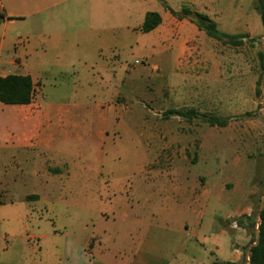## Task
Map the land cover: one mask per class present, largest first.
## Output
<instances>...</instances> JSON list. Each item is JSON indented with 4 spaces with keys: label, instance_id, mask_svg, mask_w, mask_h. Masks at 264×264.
Here are the masks:
<instances>
[{
    "label": "rangeland",
    "instance_id": "374dc122",
    "mask_svg": "<svg viewBox=\"0 0 264 264\" xmlns=\"http://www.w3.org/2000/svg\"><path fill=\"white\" fill-rule=\"evenodd\" d=\"M4 2L13 5V0ZM21 3L15 7L23 9L20 14L35 15L32 17L33 27L17 22L12 36L15 40L26 38L31 29H36L39 34L35 45L39 60L45 65L39 86L40 105L72 113L65 126L77 125L79 137L62 147L64 153L57 150L51 154L57 163L59 154L66 157L72 174L68 180L52 182V193L41 205L42 220L34 213V220L24 225L20 221L0 223V237L10 233L52 236V230L56 228L60 230L56 239H48L41 245L42 252L37 251L31 256L28 247H37V242L29 244L25 240L23 244L16 242L14 245L12 241L0 239V264H29L31 258L37 264L59 263L66 241L62 234L66 230L68 239L73 241L90 238L93 228L91 223L85 227L83 220L93 218L110 207L108 200L112 198L109 197L112 189L126 191L131 184L134 188L139 187L141 171L138 162L145 156V151L138 138V130L126 128L112 117L106 123L99 113H106L108 106L118 102L130 107L145 105L147 110H158L155 113L157 118H160V111H163L162 118L177 108L170 91L159 88L161 77L171 70L160 67V52L165 46L154 33L140 30L147 12L163 11L167 4L178 11L186 8L208 15L224 33L247 35L239 47L225 46L204 32L190 43L207 53L208 58L226 64L222 69L226 78L225 88L222 86L218 90V85L211 84V96L206 104L211 114L203 115L229 119V124L214 141L212 150H199L198 161L191 166L189 176L190 184L197 189L204 179L207 184L220 177L245 181L249 178V169L239 172L241 168L235 162L236 156L245 155L253 161L255 178L252 183L258 189L252 219L255 227L248 230L250 241L242 248L243 260L240 262L247 264L250 249L258 238L256 221L259 208L264 204V27L256 10L257 0H21ZM44 16L48 17L47 27L42 23ZM44 28L57 34L48 37L43 34ZM143 69H147V76L137 80V92L129 94L125 91L128 79H138L136 76ZM253 84L256 88L254 93ZM238 88L244 92L242 97L236 96ZM118 93L126 95L127 101L114 100ZM40 105L35 100L30 112L40 109ZM187 110L191 109L177 111ZM15 111V106L0 103V142L4 141V135L15 123ZM184 121L187 122L186 119ZM196 122L200 127L207 124L202 117ZM102 128H105V141L99 137ZM100 159L105 167L103 175L97 181H86L82 162ZM32 190L34 188L29 184L23 187L22 192ZM235 202L229 206H234ZM50 218L56 223L55 227ZM207 220L208 216L204 222ZM202 221L198 213L194 215V229L197 230ZM234 240H238L237 236L228 233V239L222 241V258L230 253ZM194 241L196 248H190L183 254L193 253L198 264H207L212 259L214 240L202 237ZM126 244L125 239H119L110 247L121 263L130 254ZM6 247L9 249L5 252ZM160 248L151 254L158 256ZM146 250L143 248L136 259L141 257L143 264H162L148 256Z\"/></svg>",
    "mask_w": 264,
    "mask_h": 264
},
{
    "label": "crops",
    "instance_id": "0c3cea01",
    "mask_svg": "<svg viewBox=\"0 0 264 264\" xmlns=\"http://www.w3.org/2000/svg\"><path fill=\"white\" fill-rule=\"evenodd\" d=\"M4 1L0 0V77L29 76L35 88V98L30 105L15 106V123L9 133L4 135V141L0 142V223L20 221L24 225L25 222L34 220V213L42 220L41 205L52 193V182H62L71 177L72 168L68 159L59 154L57 163L51 154L57 153V150L64 153L63 146L78 139L79 127L75 124L65 126L72 113L58 107L45 108L40 105L39 86L45 65L39 60V51L35 45L39 34L36 29H31L26 33V38L15 40L12 36L17 22L32 28V17L35 15L20 14L23 9L15 7V4H22L21 0H13L12 6ZM170 9L180 12L167 4L163 11L156 12L161 16V24L150 32L165 46L159 57L161 69L171 68L170 72L167 71L161 77L159 88L161 91L164 88L170 91L177 105L175 110L190 108L201 115L211 114L206 105L211 96V84L218 85V90L222 86L225 88L226 78L222 69L226 64L208 58L207 53L197 45L190 44L203 32L190 21L174 16ZM148 13L145 14L144 21ZM42 23L48 26L47 16L42 18ZM44 31L43 34L48 37L57 34L49 32L47 28ZM147 73V69H143L136 76L138 79L129 78L125 91L129 94L136 93V81L143 80ZM252 87L254 93L255 84ZM235 93L239 97L244 94L240 88ZM127 99L122 93L114 98L117 101ZM35 100L40 109L30 112L29 108L34 105ZM157 111L147 110L145 105L130 107L118 102L108 106L106 113H99L106 123L112 117L126 128L138 130V138L145 151V156L138 162L141 182L138 188L131 184L126 191L112 189L109 197L114 200L112 202V198H109L110 207L104 212H98L93 218L83 220L85 227L91 223L93 228L90 238L73 241L68 239L66 230L62 234L66 239L62 258L57 264H143L141 257L136 259L143 248L147 249L148 256L162 264H198L193 253H183L190 248L194 250V239L202 237L214 240L212 259L207 264H240L243 260L242 248L250 241L248 230L252 228H249L247 221L244 225H240L238 221L245 217L253 219L255 213L258 189L252 183L255 178L253 161L245 155H238L235 159L241 168L239 172L249 169L247 180H235L231 177L224 180L220 177L212 184H207L204 179V183L197 189L194 184H190L191 166L198 161L200 149L212 150L214 141L219 139L226 127H212L208 123L200 127L197 120L185 122V119L181 120L183 118L178 116L165 118L166 113L161 118L163 111H160V118H157ZM99 137L105 141V128L99 130ZM84 161L82 165L86 181H97L105 169L103 162L101 159ZM29 184L34 190L22 192L23 187ZM118 197L124 200L121 201ZM233 202L234 206H229ZM262 207L259 208V213ZM197 213L203 221L196 230L192 221ZM206 216L208 220L205 223ZM68 219L71 220V216ZM49 221L55 227L54 220L50 218ZM234 223L237 228L233 227ZM259 224L258 216L257 234ZM59 231L56 228L52 230V236L29 233L18 236L10 233L0 239L12 241L14 245L16 242L23 244L25 240L29 244L37 242V247H28L31 256L37 251L42 252L41 245L48 239H56ZM228 233L235 234L238 240L232 242L230 253L222 258L221 244L228 239ZM119 239H125L130 248L129 256L122 263L110 248ZM159 246L161 253L153 256L151 252L157 251ZM8 249L6 247L4 251ZM29 264L37 263L31 258Z\"/></svg>",
    "mask_w": 264,
    "mask_h": 264
},
{
    "label": "trees",
    "instance_id": "16d2710c",
    "mask_svg": "<svg viewBox=\"0 0 264 264\" xmlns=\"http://www.w3.org/2000/svg\"><path fill=\"white\" fill-rule=\"evenodd\" d=\"M171 10V9H170ZM256 10L260 15L264 27V0H257ZM171 13L179 19H186L194 24L197 29L204 32L209 38L231 47H239L247 35H230L222 32L217 23L212 21L208 15L197 13L190 9L183 8L180 12L171 10ZM162 22L161 16L156 12H149L140 30L143 33L154 31ZM35 98V88L29 76L9 75L0 77V103L9 106L30 105ZM170 116L182 117L188 121L205 118L212 127H227L229 119L207 115H201L196 110L187 111L171 110L165 114V118ZM260 224L258 226V238L256 244L251 247L248 264H264V204L259 213ZM249 223V228L255 227L251 218H243L238 221L240 225ZM231 264V263H228Z\"/></svg>",
    "mask_w": 264,
    "mask_h": 264
},
{
    "label": "built area",
    "instance_id": "2783aa9c",
    "mask_svg": "<svg viewBox=\"0 0 264 264\" xmlns=\"http://www.w3.org/2000/svg\"><path fill=\"white\" fill-rule=\"evenodd\" d=\"M137 64H138V62H137ZM233 227H234V228H237V225H236V223H234V224H233Z\"/></svg>",
    "mask_w": 264,
    "mask_h": 264
}]
</instances>
